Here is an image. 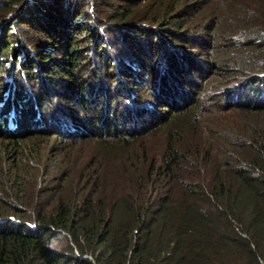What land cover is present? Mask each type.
Segmentation results:
<instances>
[{
	"label": "trees",
	"instance_id": "1",
	"mask_svg": "<svg viewBox=\"0 0 264 264\" xmlns=\"http://www.w3.org/2000/svg\"><path fill=\"white\" fill-rule=\"evenodd\" d=\"M21 1L20 14L17 15L37 20L43 26L44 37L36 43L29 37L25 43L20 42L25 56L18 60L17 52L22 49L14 39H7V36L14 35V31L6 28V23L0 26V54L5 56L0 65V140L3 141L0 143V159L2 155L10 157V161H6L8 166L0 170L5 172V177L0 178H9L6 179L8 183L0 180V264H264V121L253 115L249 131L230 137V147L222 152L225 157L219 159V166L208 178L202 177L201 180L193 173L186 176L175 174V169L185 168V159L175 146L170 145L162 156L161 164L154 169L173 172V183L166 189L159 185L152 191L148 189V177L135 173L132 182L139 191L137 195L126 193L111 207L105 208L102 202L80 198L86 194L80 197L78 194L60 195L52 203L43 202L37 199L38 192L27 193L14 185L19 174L16 171V150L8 145V141L20 147L22 153L24 150L32 151L36 139L30 137L45 132V127L29 128L34 120L82 135L89 133L84 126L91 129L98 118L102 120V127L108 125L106 120H112V117L136 123L138 112L151 110L154 103L149 106L139 103L145 79L134 70L139 89L135 97H130L132 106L129 108L132 110L122 109L124 90L128 89L133 94L135 85L120 75L127 74L129 78L133 72L131 67L146 68V73L155 61L159 63L161 67L157 66L159 78L155 85H160L161 90L156 92L159 97L157 105L165 106L163 101L167 94L177 99L185 98L176 93L174 81L183 70L188 73L195 69L190 53L193 48L199 49L195 38H189L187 31L188 24L195 22V12L190 11L193 8L188 10L190 13L185 14L182 21L174 24L176 28H169L166 22L171 19L172 9L168 8L165 0H158L159 3L155 4L157 10L158 6L165 5L164 8L161 7L158 13L147 14L142 22L132 18L135 15L131 9L119 19L106 8L96 5L90 9L91 0ZM178 1L172 0L169 5L176 6ZM234 3L236 9L231 16L235 18H231L234 22L263 28L255 29L248 43L255 47V56L242 60L246 70L253 71L249 75L238 76L237 88L232 90L245 89L244 98L237 101L240 107L247 111H262L264 7L257 5L253 8L255 13L250 15V2L240 0L237 3L235 0ZM186 7L187 4L184 10ZM90 12V19H87ZM13 24L21 28L16 19ZM79 33L86 36L79 39L82 35ZM118 36L122 39L119 40L121 46L114 55L117 60L112 61L104 45L111 40L118 41ZM81 40L86 41L85 46H78ZM118 56H125L122 59L127 65L121 68L116 63L119 62ZM10 62L15 73L12 79H8L9 73L3 75V70L8 72ZM89 62L93 67L88 65ZM27 67L33 70L28 72ZM85 68L89 72L87 76L83 72ZM98 69L114 76L115 85L105 78L90 80L89 74ZM159 69L163 70L162 73ZM38 70L44 73L39 74ZM23 76L31 81L33 77H39L42 89L38 91L33 85V90L28 88ZM58 76L70 87L65 90L67 99L64 103L69 101L73 104L68 105L69 121L74 125L68 127L71 129L58 124L57 120L51 121L46 113L49 97L45 92L48 89L45 81H59ZM103 90L106 95L99 101L98 95ZM177 91L190 92V88L183 84ZM89 95L92 97L90 101L97 104V112L88 116L82 109L93 108L86 105ZM80 96L83 98L79 101ZM190 106H185L187 115ZM169 107H172L171 103ZM184 116L183 109L170 116L160 114L154 123L175 127L184 122ZM79 123L80 127L76 126ZM126 134L116 127L96 130L100 146L108 152H112L117 143L123 144ZM119 164L125 168L117 166L122 176L131 180L132 177L127 178V173L131 172L126 168V161ZM156 180L160 182L163 179L159 177Z\"/></svg>",
	"mask_w": 264,
	"mask_h": 264
},
{
	"label": "rangeland",
	"instance_id": "2",
	"mask_svg": "<svg viewBox=\"0 0 264 264\" xmlns=\"http://www.w3.org/2000/svg\"><path fill=\"white\" fill-rule=\"evenodd\" d=\"M140 1L91 0L89 7L94 9L97 5L100 8H106L111 11V15L116 14L117 18L127 15L128 13L126 12L131 9L135 15L132 18L135 19L134 17H136L141 22L147 14L153 11L158 13L161 7H165V5L158 6L157 10L155 4L161 0H142L141 5H139ZM170 1L172 0H165L168 8L172 9V15L169 16L171 19L166 22V26H169V28H176L174 24L182 21L185 14L190 13V11L195 12V22L188 24L187 27V31L190 34L188 35L189 38L194 37L196 48H199H193L192 50L190 48V54L193 57L191 63L195 69L189 70L188 73L183 70L181 76L178 75V80L174 81L177 90L183 84L189 86L190 92L185 93H180L175 88L176 93L178 95L182 94L185 98H182L183 100L177 99V97L167 94L166 96L163 95V102L166 105H157L159 97L156 96V92L161 90V86L155 85L159 78L156 69L161 67V65L159 66V63L155 61L151 69H148L146 73L144 72L146 68L143 70L131 67L133 72L129 78L127 74L120 75L122 79L133 81V85H135L133 94L129 93L128 89L124 90L122 94L124 98L122 109L132 106L129 104L131 102L130 97H135L139 89H137L138 85L135 82L137 81L135 71L145 79V85L141 87L142 94L138 97L139 103L145 106L154 103L152 109L140 110L138 112L139 119L133 124L130 123L129 119L124 120L120 117L115 119L111 116L112 120H106L108 125L102 127V120L98 118L91 129L86 126H84V129L82 126L84 130H89V133L84 135L75 131L58 130L46 125L43 121H39V119H36L37 121L34 120V122L30 123L29 128L35 126H38L36 128L45 127V132L37 133V135L41 134L40 136L30 137L36 139L32 151L24 150V153H22L20 147L14 142L8 141V145H11L12 149L16 150V171L19 174L17 175L18 180L14 185L19 186L21 190L27 193L38 192L36 197L43 202L49 201L52 203L60 195L73 196L78 194L77 197H80L79 195L86 194L80 198H87L91 202H102L105 208L111 207L113 202L126 193H131L133 196L137 195L139 191L134 181L132 182L134 180L132 176L135 173H142V175L148 177L150 183L148 189L152 191H155L154 188L159 185L166 189L173 183V172H159L154 169L161 164L162 156L170 145L175 146L185 159V168L183 170L175 169L174 173H181L182 176L193 173L192 175H199L196 178L202 180V177L208 178L216 171L217 165L219 166V159L225 157L222 152L228 150L227 146L230 147L229 139L233 134L239 135L240 133L248 132L253 116L264 121V110L247 111L240 107L241 104H238V100L244 98L245 89H240L238 92L232 90L237 88L235 83H238V76L249 75L253 71L246 70L242 60L246 57H252V55L255 56V47L248 43L252 39L253 31L255 29L261 30L263 27L234 22L232 19L235 18L231 16L236 9L235 0H180L176 6H170ZM236 1L238 3L240 0ZM245 1L250 2V5H248L251 11L250 15L255 13L253 8L257 5L264 7V0ZM185 4H187L186 10H184ZM93 5L94 7H92ZM21 6V0H0V26L6 23V28L12 29V32L14 31V35L7 36V39L9 41L14 39L18 48L22 49L17 52L18 60L25 56L22 44H19L20 42L25 43L26 37H29L33 38L36 43L40 42L41 38L44 37L43 26L37 20H29L30 17L27 15H17ZM189 9L191 10L188 11ZM90 15L91 12L87 15V19H90ZM254 18L255 16L252 19ZM15 19L16 22L19 21L21 28L19 25L13 24ZM114 29L116 30V28ZM79 34H82L79 39H83L86 36L83 33ZM117 40L122 41L119 36ZM90 41H93L92 35ZM118 41L111 40L104 45L106 50L110 52L112 61L117 60L114 55L118 51V47L121 46L120 41ZM87 42L90 43L89 40ZM85 43V40H81L78 46H85ZM29 44L27 45L30 47L31 44ZM35 47L36 45H34L33 49ZM123 57L125 56H118L119 62H116L121 68L127 65L122 59ZM4 58L5 56L0 54V65ZM9 65L8 69L11 72L3 70V75H8L9 73L8 79H12L15 73L14 69L10 68L12 67L11 62ZM88 65L92 66V63L89 62ZM103 67H108V65ZM31 70L33 69L28 68V72ZM158 71L162 73L163 70L159 69ZM83 72L86 76L89 73L86 68L83 69ZM96 72V74L94 72L89 74L90 80L105 78L108 83L115 85L114 81L116 79L114 76H109L106 70L103 72L98 69ZM37 73L44 72L38 70ZM52 74L55 75L54 73ZM125 76L127 78H124ZM26 77H24L23 81L28 88L33 90L31 87L33 85V88L38 91L42 89V87H39L41 86L39 77H33V81H31L32 79H28V81ZM59 79V81L52 79H50L52 81H45L47 82L45 85L48 86L45 92L49 97L46 113L47 117L51 118V121L57 120L58 124L62 123L63 125H60L67 129L68 127H74L72 125L73 122L69 121L68 114V105L69 103L73 104L69 101H67L68 104L64 103L67 99L65 90L70 89V87L64 84L66 82L64 79L60 77ZM3 80L4 84L6 78ZM64 85L66 88L63 87ZM105 93L103 90L98 95L99 101H102L106 95ZM247 93L248 90H246ZM114 95H112V99H114ZM118 95L121 97V94ZM240 95L242 96L240 97ZM89 96L88 99L85 98V100L87 99L86 105H91L93 108L88 110V107H86L83 110V107L82 109L88 116L97 112V104L90 101L92 97ZM81 97L78 98L79 101L82 100L83 97ZM169 103L172 104V107H169ZM188 105L191 106L188 107L187 111H190V113L187 115V107L185 108V106ZM130 108L128 109L129 111L132 110ZM182 109L185 115L182 118L184 122L178 126L170 127L168 124L154 123V119L158 115L166 114L170 116ZM36 113L39 114V111H36ZM155 113L158 115L154 116ZM110 114L112 115V110H110ZM80 115H83V113ZM195 116L196 118H194ZM118 121L121 124H118ZM79 125L80 123L76 124V126ZM109 127L110 129L116 127L127 132L125 142L123 144L117 143L115 145L116 148L112 152H108L100 146L99 137L96 135L98 128L104 130V128ZM1 142L3 141L0 140ZM9 159L10 157L7 155H2L0 170L8 166L7 162L10 161ZM125 161L126 165H128L126 166L128 172H131L130 174L127 173V178L132 177L129 181L125 179L126 176H122V172L117 167L120 166L125 170L123 165L119 164H124ZM6 173H9V170H6ZM0 174L1 177H5L4 171H0ZM159 177L163 179L160 182L156 180ZM6 179L9 180V178H0L3 183H8Z\"/></svg>",
	"mask_w": 264,
	"mask_h": 264
}]
</instances>
